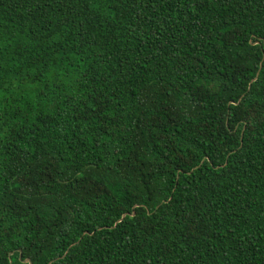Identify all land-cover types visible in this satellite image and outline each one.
Returning a JSON list of instances; mask_svg holds the SVG:
<instances>
[{"label":"trees","instance_id":"16d2710c","mask_svg":"<svg viewBox=\"0 0 264 264\" xmlns=\"http://www.w3.org/2000/svg\"><path fill=\"white\" fill-rule=\"evenodd\" d=\"M264 264V0H0V264Z\"/></svg>","mask_w":264,"mask_h":264},{"label":"water","instance_id":"95a60500","mask_svg":"<svg viewBox=\"0 0 264 264\" xmlns=\"http://www.w3.org/2000/svg\"><path fill=\"white\" fill-rule=\"evenodd\" d=\"M26 262H29V263L31 264V261H30V260H28V261H26Z\"/></svg>","mask_w":264,"mask_h":264}]
</instances>
